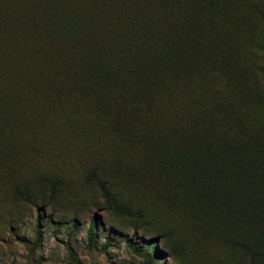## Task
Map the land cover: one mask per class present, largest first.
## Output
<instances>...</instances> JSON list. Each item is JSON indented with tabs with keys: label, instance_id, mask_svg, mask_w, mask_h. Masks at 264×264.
<instances>
[{
	"label": "rangeland",
	"instance_id": "rangeland-1",
	"mask_svg": "<svg viewBox=\"0 0 264 264\" xmlns=\"http://www.w3.org/2000/svg\"><path fill=\"white\" fill-rule=\"evenodd\" d=\"M56 1L84 15L73 6L84 0ZM0 5L14 21L16 8ZM217 8L216 48L196 71L193 103L167 115L175 129L166 131L114 132L111 93L87 98L56 74L54 88L35 90L52 72L0 32V92L13 109L0 115V264H264V0ZM190 115L204 137L188 144L198 163L212 164L210 149L223 155L228 179L215 178L218 188L172 154Z\"/></svg>",
	"mask_w": 264,
	"mask_h": 264
},
{
	"label": "trees",
	"instance_id": "trees-1",
	"mask_svg": "<svg viewBox=\"0 0 264 264\" xmlns=\"http://www.w3.org/2000/svg\"><path fill=\"white\" fill-rule=\"evenodd\" d=\"M3 1L18 14L14 22L0 11V32L6 30L14 41L29 44L52 72L53 81L47 87L39 82L35 90L54 88L52 76L56 74L75 83L87 98L98 91L111 93L105 113L117 133L126 126L148 131L153 124L160 130L175 129L173 119L168 123L166 117L176 114L181 102L193 103L191 97L199 88L196 71L207 58L206 52L217 44L214 16L221 9L217 0H84L78 6L73 3L84 12L78 18L66 9L59 10L56 0L54 4L53 0ZM10 97L0 92V115L5 118L13 110ZM157 119L159 124L154 122ZM190 119L187 130L179 123L181 148L172 154L182 151V159L193 166V179L218 188L215 178L228 179L223 155L210 149L203 160L212 164L207 162L204 167L198 163L199 153L191 152L188 144L194 142V148L204 137L197 132L195 116ZM223 195L230 199L228 209L237 211L241 206L237 199L231 200L224 191ZM93 226L94 219L90 222Z\"/></svg>",
	"mask_w": 264,
	"mask_h": 264
}]
</instances>
